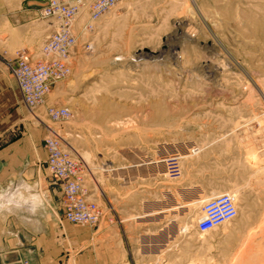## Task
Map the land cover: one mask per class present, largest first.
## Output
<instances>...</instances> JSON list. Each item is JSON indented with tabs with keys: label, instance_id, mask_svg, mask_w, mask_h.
<instances>
[{
	"label": "rangeland",
	"instance_id": "1",
	"mask_svg": "<svg viewBox=\"0 0 264 264\" xmlns=\"http://www.w3.org/2000/svg\"><path fill=\"white\" fill-rule=\"evenodd\" d=\"M91 1L63 80L75 78L77 48L75 88L62 103L31 109V121L83 162L87 197L103 214L75 225L57 211L65 222L53 229L34 226L50 219L38 212L35 251L54 238L59 264H264V0H119L84 32ZM22 12L31 14V42L20 51L32 56L52 29L37 0H0V39L23 24ZM51 107L68 118L52 121ZM45 172L47 192L29 184L57 206L60 188ZM195 185L206 192L197 201ZM224 193L236 217L196 232L195 212Z\"/></svg>",
	"mask_w": 264,
	"mask_h": 264
},
{
	"label": "built area",
	"instance_id": "2",
	"mask_svg": "<svg viewBox=\"0 0 264 264\" xmlns=\"http://www.w3.org/2000/svg\"><path fill=\"white\" fill-rule=\"evenodd\" d=\"M118 1L89 2L88 17L82 25V31H90L93 23ZM85 5L86 0H37L38 18L45 20L52 28L40 45V59L33 61L27 52L18 51L6 65L28 109L42 105L51 87L70 75L71 58L77 40L75 23ZM48 113L52 121L64 120L69 116V110L62 107H51ZM47 129L49 135L43 141L45 166L49 176L60 188L64 220L75 225L97 224L103 213L87 197L83 180L84 164L65 148L64 140L56 131ZM235 216L232 198L226 193L221 194L201 206L195 231L205 233Z\"/></svg>",
	"mask_w": 264,
	"mask_h": 264
},
{
	"label": "crops",
	"instance_id": "3",
	"mask_svg": "<svg viewBox=\"0 0 264 264\" xmlns=\"http://www.w3.org/2000/svg\"><path fill=\"white\" fill-rule=\"evenodd\" d=\"M21 14V19L24 20L23 24L13 28L12 33L8 34L6 38L0 39V187L9 186L18 177H22L28 183L31 179L35 183L38 180L43 191L47 192V185L50 183L45 180L46 151L41 144L45 132L38 125L39 121L32 123V112L23 103L15 82L6 67L7 63L14 59L15 53L20 51V48L24 47L29 51L31 33L28 27L29 23H26L25 20L31 14L28 12ZM102 28L101 26L99 30ZM33 50L32 60H39L38 51ZM81 63L76 48L72 61V68L76 67L75 78L69 83L62 81L54 84L46 96V104L62 103L63 97L75 88L78 80V68ZM151 179H153V175H151ZM52 189L59 190V187H52ZM188 189L192 190L191 193L195 197L194 201L200 200V197L206 194L205 189L200 185ZM57 211L62 213L61 203L57 206L43 205L39 212H47L50 219L48 222L33 221L34 226L41 227L40 224L48 223L53 229L63 227L65 221L55 218ZM200 214L201 207L195 212L196 218ZM30 218L29 215L17 213V215H8L6 219L0 221V264H59L58 261L63 258L60 251H57L56 244L52 243L54 238L49 239L48 243L53 245L47 248L48 250L42 247L43 252L35 251L36 241H32L34 236H31L32 221ZM44 238L47 240L46 237ZM114 254L115 252H111L103 258L115 260L117 256ZM75 258L71 253L69 254V259ZM80 258L92 259L88 253H84Z\"/></svg>",
	"mask_w": 264,
	"mask_h": 264
},
{
	"label": "clouds",
	"instance_id": "4",
	"mask_svg": "<svg viewBox=\"0 0 264 264\" xmlns=\"http://www.w3.org/2000/svg\"><path fill=\"white\" fill-rule=\"evenodd\" d=\"M42 207V199L22 177L9 186L0 187V213L34 216Z\"/></svg>",
	"mask_w": 264,
	"mask_h": 264
},
{
	"label": "bare ground",
	"instance_id": "5",
	"mask_svg": "<svg viewBox=\"0 0 264 264\" xmlns=\"http://www.w3.org/2000/svg\"><path fill=\"white\" fill-rule=\"evenodd\" d=\"M211 200V199H210ZM236 217V216H235ZM235 217H233V218H231V219H229V220H226V221H224V222H222L221 224H223V223H225V222H228V221H231V220H233ZM221 224H219V225H221ZM219 225H217V226H219ZM217 226H215V227H217ZM215 227H213V228H215ZM212 228V229H213ZM211 230V229H210ZM210 230H208V231H210ZM207 231V232H208ZM207 232H205V233H207Z\"/></svg>",
	"mask_w": 264,
	"mask_h": 264
}]
</instances>
